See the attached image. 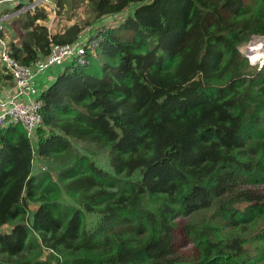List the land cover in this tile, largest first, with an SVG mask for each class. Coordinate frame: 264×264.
I'll list each match as a JSON object with an SVG mask.
<instances>
[{
    "label": "trees",
    "instance_id": "16d2710c",
    "mask_svg": "<svg viewBox=\"0 0 264 264\" xmlns=\"http://www.w3.org/2000/svg\"><path fill=\"white\" fill-rule=\"evenodd\" d=\"M88 1L99 46L43 91L36 140L0 128V264H264V67L240 51L264 0ZM49 17L19 19L22 65L94 24L52 34Z\"/></svg>",
    "mask_w": 264,
    "mask_h": 264
},
{
    "label": "built area",
    "instance_id": "2783aa9c",
    "mask_svg": "<svg viewBox=\"0 0 264 264\" xmlns=\"http://www.w3.org/2000/svg\"><path fill=\"white\" fill-rule=\"evenodd\" d=\"M48 1L49 0H0V62L4 67V73L1 75L0 79L5 82L2 77L11 74L13 81L21 88L12 98L0 103V128L11 124L21 125L32 140H36L38 130L43 126V117L41 113L42 101L40 98L33 99L32 95L24 93L27 85L30 84V81L34 77V74L44 71L53 65H64L69 60H72L73 63L77 61L81 65L88 64V49L94 51L99 46L100 41L94 39L96 32L92 36H90V34L86 37L80 36L79 40L74 45L53 47L49 56L40 59L31 66L22 65L12 57L11 39L17 35L15 33L8 35V31L11 32V23L13 20L20 19L21 16L27 12H34L37 7H44L47 9L44 3ZM47 11L50 12L49 10ZM54 13H56V11ZM47 22L45 24L52 34L65 30L58 29L57 26ZM90 28H92V26ZM259 38L262 37L253 36L249 42L253 44L255 41L259 40ZM13 41L16 42V44L18 42L15 38ZM248 48H252V46L243 49L245 50V54L249 57L251 66L257 68V70L263 69L264 57L258 59L255 56H250ZM24 96H28L29 98L24 99Z\"/></svg>",
    "mask_w": 264,
    "mask_h": 264
},
{
    "label": "rangeland",
    "instance_id": "374dc122",
    "mask_svg": "<svg viewBox=\"0 0 264 264\" xmlns=\"http://www.w3.org/2000/svg\"><path fill=\"white\" fill-rule=\"evenodd\" d=\"M57 0H49L48 2H45L44 5H46L47 10L51 9V11L49 12V21L47 23H50L51 25L57 26L58 29H65L66 25H68V22H73L76 21L78 23H91L93 21V23H97V21L94 22L95 17L91 12V4L88 0H64L66 6H64L62 9H60L58 7V5H56ZM56 11V13H54ZM24 19V18H23ZM18 20H13V22L11 23V32L8 31V35L11 33H15L16 35H19L18 32H21L20 30V23L18 24ZM93 26V25H92ZM17 38V37H14ZM12 37L11 42H13ZM263 39V40H262ZM255 42H257L255 44ZM253 44L252 43H248L244 44L243 46H241L240 50L241 53L248 59L249 64H250V60L249 57L245 54V50L243 48L245 47H250L252 46V48H248L249 52H250V56H254V54L252 53L253 51V46L257 47V46H264V38H259V40L255 41ZM252 44V45H251ZM251 65V64H250ZM253 67V66H251ZM255 68V67H253ZM4 67L2 65V63L0 62V77L1 75L4 73ZM3 84V81L0 79V85ZM74 145H76V148L81 151V152H86V148L87 146L84 145L81 142H75ZM89 155L91 156V158H93L94 161H96L98 163V165H100L103 168L106 169H110L109 167V158H108V154L105 151H101L99 153H89ZM38 163H40L39 161L35 162V172L34 173H39L42 170L41 166L38 165ZM46 162H44L42 164V168L43 170H50L49 166L47 169L46 166ZM51 173L55 176L54 174V170H51ZM260 190L264 191V186L260 187ZM245 205H242V207H244ZM35 209V208H33ZM212 211H207L205 212L206 215V220L209 221V216H211ZM91 221H93V217L89 218V224H91ZM190 221H193V217H181L179 220L180 226L186 225L188 224ZM12 226H5L0 233H7L10 232L12 230ZM176 251L178 254L182 255V257H184L187 260H191L192 258V254L191 252V247L192 245L189 244L187 237L184 236V232L181 229H178V231H176ZM47 252V251H46ZM47 253H45L46 255Z\"/></svg>",
    "mask_w": 264,
    "mask_h": 264
},
{
    "label": "crops",
    "instance_id": "0c3cea01",
    "mask_svg": "<svg viewBox=\"0 0 264 264\" xmlns=\"http://www.w3.org/2000/svg\"><path fill=\"white\" fill-rule=\"evenodd\" d=\"M49 11H51L49 9ZM108 21V20H107ZM69 24L65 26L66 28L72 25L73 23H76V21L68 22ZM105 23V20H99L97 23H94L92 28L88 29V31L83 34V37H86L90 34L92 36L97 28ZM65 28V29H66ZM21 30V29H20ZM22 31V30H21ZM19 33V32H18ZM73 63L72 60L67 61L64 65H53L45 69L41 72H36L34 74V77L30 81V84L27 85L26 90L24 91L25 94L32 95V98H40L43 91H45L48 87H50L60 76L66 68H68ZM20 87L15 81L8 82L5 79V82L3 81V84L0 85V103L3 101H6L15 94H17L20 91ZM24 99H28V96H24Z\"/></svg>",
    "mask_w": 264,
    "mask_h": 264
},
{
    "label": "bare ground",
    "instance_id": "6f19581e",
    "mask_svg": "<svg viewBox=\"0 0 264 264\" xmlns=\"http://www.w3.org/2000/svg\"><path fill=\"white\" fill-rule=\"evenodd\" d=\"M257 42H255L256 44ZM252 53L254 54L255 57H257L258 59H262L264 57V46H257L254 47L253 46V51Z\"/></svg>",
    "mask_w": 264,
    "mask_h": 264
},
{
    "label": "clouds",
    "instance_id": "9594fccd",
    "mask_svg": "<svg viewBox=\"0 0 264 264\" xmlns=\"http://www.w3.org/2000/svg\"><path fill=\"white\" fill-rule=\"evenodd\" d=\"M19 21V20H18Z\"/></svg>",
    "mask_w": 264,
    "mask_h": 264
}]
</instances>
